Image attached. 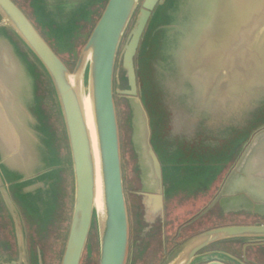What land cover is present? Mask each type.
<instances>
[{
    "label": "water",
    "instance_id": "95a60500",
    "mask_svg": "<svg viewBox=\"0 0 264 264\" xmlns=\"http://www.w3.org/2000/svg\"><path fill=\"white\" fill-rule=\"evenodd\" d=\"M196 1L203 5L189 6L187 0H106L71 73L24 11L13 0H0L2 21L46 71L65 126L74 176V202L61 264L80 263L94 223L99 236L98 264H127L129 220L114 92L131 101L133 140L143 170H155L159 177L160 167L150 144L149 118L137 92L135 57L145 36H148L146 47L154 38L159 43L156 59L161 61L155 74L159 91L170 102L190 106L188 114L197 117L195 123L205 131L213 127L217 133L230 132L236 128L233 123L237 122L239 127L242 109L248 111L242 113L243 121L252 115L250 122L256 121L258 112L264 110V0ZM42 3L53 19L61 16L62 20H69L82 9L74 0H42ZM137 8L121 50L127 88L114 89L119 46ZM159 11L165 14L166 22L151 27ZM175 20L178 28L167 27ZM149 27L153 29L148 33ZM184 40L188 43H183ZM86 78L88 90L84 87ZM81 90L90 96L94 116L103 192L101 215L94 206L95 165L80 103ZM0 112V124L4 123L0 125V140L12 152L13 147H22V141L1 104ZM227 125L232 126L228 131ZM249 135L218 192L225 211H264V124ZM253 177L257 179L256 188ZM0 193L12 208L1 176ZM18 224L17 238H23ZM233 236L264 237V225L211 229L204 233V238L185 242L163 264H189L202 245ZM8 262V258L0 256V264ZM204 264L226 263L216 255Z\"/></svg>",
    "mask_w": 264,
    "mask_h": 264
},
{
    "label": "flooded vegetation",
    "instance_id": "af4514ba",
    "mask_svg": "<svg viewBox=\"0 0 264 264\" xmlns=\"http://www.w3.org/2000/svg\"><path fill=\"white\" fill-rule=\"evenodd\" d=\"M13 1L47 41L34 18L18 1ZM74 3L82 9L74 13L76 21L81 23L75 24L72 34H90L89 29L92 30L97 21V0H74ZM0 30L3 31L0 32V104L22 141V147H13L10 152L0 140V176L13 208L6 205L0 193V256L8 258L9 264H54L55 259L61 264L67 240L64 238L65 213L60 189L61 162L53 156L49 146L50 139L46 134L49 125L38 96L32 65L23 58L22 51V54L17 51L18 43L14 42L12 30L4 26ZM178 106L186 112L190 109L187 105ZM146 112L151 122V116ZM166 116L159 104L155 111L156 148L152 144L154 133L150 124V144L160 167L159 177L155 170H143L137 158L135 181L127 187L123 184L129 220L127 264H163L185 242L204 238V233L214 228L264 225V211H225L220 203L222 197H218L223 180L248 138L236 148L235 145L222 148L229 163H222L227 169L210 197L211 179L218 176V173L210 175L208 171L207 155L211 146L205 145L201 138H193L198 134L196 123L186 129L187 118L181 119L187 115L175 116L174 127L169 130L173 137L168 138ZM0 125L4 126V123ZM36 132L41 134L42 141ZM203 132L206 131L201 127L202 135ZM34 142L40 143L39 148L36 146L39 150L34 147ZM219 147L212 146V153L221 150ZM32 168L39 169L29 173ZM256 180L253 177L254 188ZM18 223L23 238H17ZM88 244H93V238L89 236L82 257L88 252ZM216 255L226 264H264V237L233 236L206 243L195 251L189 264H204Z\"/></svg>",
    "mask_w": 264,
    "mask_h": 264
},
{
    "label": "rangeland",
    "instance_id": "374dc122",
    "mask_svg": "<svg viewBox=\"0 0 264 264\" xmlns=\"http://www.w3.org/2000/svg\"><path fill=\"white\" fill-rule=\"evenodd\" d=\"M20 3V5L27 11V13L32 16L36 22V24L39 26L40 30L43 32L45 38L53 47V49L56 51L57 55L61 58V60L65 63V65L68 67L70 72H73V69L75 67L78 55L85 44L89 34H72L75 24L77 22H80V20L76 21L77 17H74V14L69 20H62L60 17L58 18H52L48 13L46 12V7H43L42 0H31L29 3H27V0H16ZM186 1V0H184ZM104 2L106 0H97V19L99 18L103 7ZM189 6L196 4L198 5L196 0L188 1ZM186 2V6H187ZM203 5V4H202ZM202 5H198L196 7H201ZM139 8V7H138ZM138 8L136 9L134 16L132 17L124 35L121 40L116 62H115V69H114V77H113V88H127V81L125 78V73L121 65V50L123 48V45L126 41L127 35L133 25V22L135 20L136 14L138 12ZM203 9V7L201 8ZM161 10V9H160ZM161 12L157 18L152 23L151 27H156L158 24H165L166 22V16L163 11ZM58 14V13H57ZM59 16V15H58ZM46 18V19H45ZM83 22V21H82ZM171 26L167 27H174L178 28L179 24L176 20L174 22H171ZM0 25L4 27H8V25L2 21L0 17ZM89 26L87 25L86 29ZM149 27L148 33L153 28ZM92 28V27H91ZM85 29V28H84ZM83 29V30H84ZM79 30V29H78ZM91 31V29H89ZM172 31V30H171ZM1 32V30H0ZM13 32V31H12ZM3 33V31L1 32ZM14 34V42L18 43V46L16 47L17 51L21 53V51L26 53L24 56L22 53L23 58H26L29 63L32 65L31 70L34 75L35 80L37 81L36 88L38 89V96L41 100V104H43V108L45 111V114L47 116V123H48V129L46 133L48 135V140L50 139V148L53 151L52 154L54 157L59 158L61 164L59 165L60 169V189H61V197H62V204L64 205V238H67L71 215H72V209H73V202H74V176H73V170H72V163H71V156H70V150L69 145L67 141L65 126L63 123V118L59 110L58 101L52 86V83L40 64V62L37 60V58L34 56V54L28 49V47L18 38V36L13 32ZM13 36V35H12ZM148 36H145L144 43H141L142 45L139 46L140 49L138 51L137 57H135V67H136V79H137V87H138V96H140V99L142 100V104L144 105L145 109L148 111V113L151 116V128L154 133V137L152 140L153 146L156 148V131H157V123L155 122V111L157 109V106L159 107V104L164 109V112L168 116L167 118V125H166V133H169V130L173 129V123H175L174 118L176 115H189L190 117H185L184 119H181L185 121L186 129H190V126L195 123V119L197 117H194L191 114V112L180 110V106H178L177 102H170L167 98V96H164V94H161L159 91V87L157 85L156 76L159 64L161 59L157 60L158 58V52L159 51V43L157 38H154V42L149 43V45L146 47V38ZM183 43H188V40L182 41ZM146 44V45H145ZM175 47L176 45H171V47ZM19 47V48H18ZM178 47V45L176 46ZM20 49V50H19ZM163 61V65L164 60ZM84 87L86 90H88V81L87 78L84 81ZM36 89V90H37ZM114 100H115V108H116V116L118 121V128H119V139H120V152H121V164H122V175H123V184L125 187L130 185L133 181H135L134 172L138 170L137 167V158H138V152L136 149V144L133 140V126H132V117H133V107L131 104V101L124 95L118 94L114 92ZM257 105V103L255 104ZM249 107V104H248ZM245 110L242 109V113ZM183 112V113H182ZM248 111H245V114ZM262 111L258 112L256 115L257 119L254 122H250V117L245 121V124H243V115L241 112H239V116L241 121L239 127H237V122L233 123L232 126L236 127L233 130L231 129L230 132H221L217 133L215 128H209L210 131L203 132V135L201 134V126L198 124L199 127L197 132L198 134L193 136L194 139L199 140L200 138L208 144V146H220L221 150L217 149L213 151L211 147L209 154L207 155V159L209 162L208 165V171L211 174H217V177H213L210 182L209 186V196L214 193L217 185L220 182L221 177L223 176L225 170L227 169L226 165L222 164L225 162H228L227 155L225 154V151L222 148H226L228 145L232 147V145L242 144L244 142V139L249 136L250 132L257 127L258 124H260L262 121H264V115L261 113ZM264 112V110H263ZM184 114V115H183ZM262 114L263 119L258 118L259 115ZM166 116V117H167ZM243 121V122H242ZM241 123L243 125H241ZM28 125V123H27ZM231 125H227V130L230 129ZM231 126V127H232ZM31 127V126H30ZM229 127V128H228ZM33 128V127H31ZM225 128V127H224ZM35 129V128H33ZM193 132V131H192ZM170 136L168 138H172L173 135L169 133ZM37 137L40 141H42V136L38 132H36ZM167 136V134H166ZM229 141V142H228ZM239 142V143H237ZM39 143V142H38ZM34 142V147L36 149L39 148L40 143L38 144ZM38 148H37V147ZM240 146V145H239ZM233 148V147H232ZM234 148V149H235ZM233 149V150H234ZM39 150V149H38ZM232 150V149H231ZM232 154V153H231ZM12 155V154H11ZM3 160V158H2ZM216 163H219L218 165H215ZM229 163V162H228ZM30 168V166H29ZM39 168H32L30 169L29 173H35ZM213 176V175H212ZM243 221V219H241ZM50 238V237H49ZM89 238H93V244H88V252L86 255H83V257L80 260L79 264H98L99 259V236H98V230L96 223L93 224ZM54 264H58L59 259H55L52 261ZM51 262V263H52ZM128 263V262H127Z\"/></svg>",
    "mask_w": 264,
    "mask_h": 264
},
{
    "label": "bare ground",
    "instance_id": "6f19581e",
    "mask_svg": "<svg viewBox=\"0 0 264 264\" xmlns=\"http://www.w3.org/2000/svg\"><path fill=\"white\" fill-rule=\"evenodd\" d=\"M72 80H76L75 77ZM80 103L82 107V112L85 120V124L88 130L92 155L94 159L95 165V197H94V206L98 213L101 215L103 210V192H102V181L100 174V160H99V152L97 145V136L95 130L94 116L92 111V104L90 100V96L87 92L81 90L80 92ZM147 168V167H146ZM146 171H148L146 169Z\"/></svg>",
    "mask_w": 264,
    "mask_h": 264
},
{
    "label": "trees",
    "instance_id": "16d2710c",
    "mask_svg": "<svg viewBox=\"0 0 264 264\" xmlns=\"http://www.w3.org/2000/svg\"><path fill=\"white\" fill-rule=\"evenodd\" d=\"M261 113H263V115H264V112H263V111H262ZM261 117H262V114L258 116V118H261ZM261 119H263V118H261ZM263 122H264V121H262L261 123H263ZM261 123H260V124H261ZM260 124H258V125H260ZM258 125H257V126H258Z\"/></svg>",
    "mask_w": 264,
    "mask_h": 264
}]
</instances>
